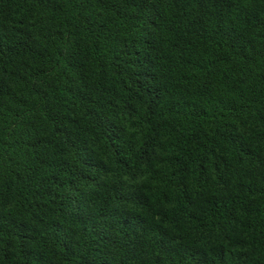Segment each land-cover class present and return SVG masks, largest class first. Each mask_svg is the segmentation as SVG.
Instances as JSON below:
<instances>
[{
    "label": "trees",
    "instance_id": "16d2710c",
    "mask_svg": "<svg viewBox=\"0 0 264 264\" xmlns=\"http://www.w3.org/2000/svg\"><path fill=\"white\" fill-rule=\"evenodd\" d=\"M0 264H264V0H0Z\"/></svg>",
    "mask_w": 264,
    "mask_h": 264
}]
</instances>
